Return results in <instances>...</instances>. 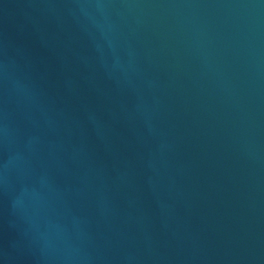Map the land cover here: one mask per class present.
<instances>
[{
    "label": "water",
    "instance_id": "water-1",
    "mask_svg": "<svg viewBox=\"0 0 264 264\" xmlns=\"http://www.w3.org/2000/svg\"><path fill=\"white\" fill-rule=\"evenodd\" d=\"M0 264H264V0H0Z\"/></svg>",
    "mask_w": 264,
    "mask_h": 264
}]
</instances>
